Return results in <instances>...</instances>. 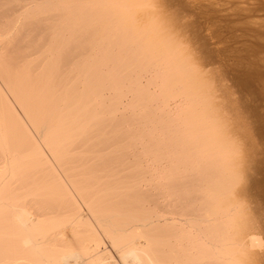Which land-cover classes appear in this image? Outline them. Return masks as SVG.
I'll return each mask as SVG.
<instances>
[{
    "label": "rangeland",
    "instance_id": "rangeland-1",
    "mask_svg": "<svg viewBox=\"0 0 264 264\" xmlns=\"http://www.w3.org/2000/svg\"><path fill=\"white\" fill-rule=\"evenodd\" d=\"M162 1L155 0L154 4L158 6ZM163 2L161 6L166 8L159 3L158 9L164 12L157 22L164 23L163 38L168 39L173 48L171 59L179 57L181 62H175L178 66L175 64L173 68L176 70L179 64L186 68L189 62L186 74L192 75L190 82L206 85L205 92L213 97L211 118L217 123L220 121L219 136L230 140V157L227 158L233 171L232 193L223 201L225 209L211 221H200L209 209L206 210L207 204L203 203L206 198L196 202L193 193L198 194L207 181H200L201 186L197 188L194 181L189 180L192 171L196 173L194 161L199 158L189 146L196 137L186 134L182 141L172 142L177 140L173 130L186 126L184 117L175 115L178 114L175 105L184 102L177 97L171 99L168 105L172 114L161 112L163 100L155 95L161 91V78L166 75L162 76L164 72L160 71H165L164 68H151L153 61L151 66L146 64L149 68L138 66L144 65L143 61L138 63L139 68L133 66V62L126 68L125 62L119 61L120 53L127 50H118L116 43H111L114 47L107 45L108 36L91 44L93 39L82 35L84 29H88L87 23L94 21L91 16L96 11L89 10L81 17H72L70 24L76 22L73 31L63 30L53 42L29 36L17 45L10 40L13 48L20 46L18 51L12 49L11 54L25 53L28 58H34L50 51L52 56L61 59L60 66L67 62L58 77L67 78L68 82L72 79L70 84L81 80L88 61L93 69L96 65L97 74L93 72L94 77L89 75L88 78L93 80V85H101L95 101L101 100L97 103H101L99 110L103 119L91 129L92 133L90 130L79 135L80 138L73 136L74 140L69 137V149L53 154L47 146L51 137L41 132L43 122L35 124L25 115L0 78V113L6 109L2 113L8 119L4 124L0 121V264L16 261L17 264H264V0ZM51 4L59 6L56 1ZM79 5L85 7L84 3H72L73 8L76 6L74 9H79ZM174 50L178 51L177 57ZM130 51L121 56L131 57ZM183 53L186 54L183 56ZM125 59L121 61L128 58ZM112 70L114 73L127 70L117 73V80L124 75L119 85L112 79L114 73L110 76L113 85L108 79ZM99 73L103 79L97 76ZM114 86L118 92L112 89ZM137 86L153 99L149 107L152 109L147 108L149 111L140 105V95L145 94L136 89ZM39 124L42 127L38 130ZM15 207L35 218L28 230H20L15 222ZM150 220L152 226H142ZM229 221L236 224L231 226ZM25 236L29 244L22 245ZM34 242L36 246L32 245Z\"/></svg>",
    "mask_w": 264,
    "mask_h": 264
},
{
    "label": "bare ground",
    "instance_id": "bare-ground-1",
    "mask_svg": "<svg viewBox=\"0 0 264 264\" xmlns=\"http://www.w3.org/2000/svg\"><path fill=\"white\" fill-rule=\"evenodd\" d=\"M55 1L57 2V4L59 6H55V5L52 6L53 4H51V3H55ZM154 1L155 0H151V1L150 0L149 1L148 0H0V78L2 77V80L4 81L5 87L8 90V91L7 90L6 91L11 93L12 98L14 99V101L17 102V104L25 112V115L32 122H35V124H38V122H43L44 128L43 129L41 128V132H42V134L46 135L47 137H51L47 143V146L53 152V154L58 153L60 151L62 152L63 149L67 148V145H69L71 142L69 140V137L72 138L73 136L84 135L87 132H89L91 129L94 130V126H96V124L98 122L101 123L100 120L103 119V118H101L102 114H103L101 112L102 110L101 111L99 110V105L101 103H97V101L100 99L95 101V99H97V97H98V94L96 92H98V87H100L101 85L99 86L98 83H97L98 85H96L95 83L93 85V83H91V82H93V80L92 79L90 80L88 78L89 75L94 77L93 72H94V74H97L98 68L96 67V65L94 66L95 68L93 69L92 66H89L90 64L88 61L87 62L88 64L86 63V65H85L86 72H84V73L82 72L81 80L79 81L78 79H76V80H78V82H76V84L75 83L70 84V82H71L70 80H72V79H69V82H68L67 78L61 79L58 77L59 74L62 73L61 71L63 69H65L64 66L67 62L65 63L64 60H66V59L63 60V62L65 64L63 63V66L62 65L60 66V63H62V62H60L61 59L59 60L58 58H56V56L55 57L52 56L51 55L52 53L50 54L49 53L50 51H47L46 49H45L47 51L46 53L44 51V54H42L43 52L39 51L40 54H42V56L37 55V57H34V58H28L27 57L28 54H26L27 55L26 56L25 53L24 54L21 53L22 54L21 55L19 53L17 54V53L12 52V54H11L10 51H12V49L17 50L18 47H20V46H18L16 48H13L14 47L12 44L13 41H16L15 44L17 45L18 43L22 42V40H25L28 36L30 37V39H32V38L37 39L38 38V39L47 40L46 41L47 43L53 42L54 41L53 39L58 40L59 35L60 34L62 35V33H64L63 30H68V29L72 30V28L76 26L75 21H73L72 24H70L72 17L73 18L74 17H81V14H85V13L89 12V10L90 11L92 10L91 12L96 11L95 13H97V14L92 13V16H91V18H94V21L92 20V23H90V24L87 23L88 27L85 26L88 29L87 30L84 29V31L82 30L83 32L79 30L80 32L84 33V34L81 33L83 35V37H84V35H86V38L90 37L91 40L93 39V41L90 40L91 44H93L94 42H96V40L99 43V39L100 40H101V38L103 39V36L104 37L108 36L107 37L109 39V40L107 39L108 44H107V42L105 44L111 46V43H116V45L112 44L111 47L116 46V48H117V46H119L118 50L119 49L121 51L127 50V51H123L124 54H126L130 49L132 51V52L130 51L131 57H128V56L125 57V55L123 54L124 59L128 58L130 60L129 63H127L128 59H127V61H121V60H124L122 58L123 55L121 56V53H123V52L120 53V51H119L120 57H121V60L119 62H122L121 64H123V62H125L124 65L126 68L129 67L130 65L132 66L133 64H134L133 66H135V65L137 66L139 62H140L139 64H141V61H143L142 64H144V65H138V66H140V67L143 66V68H146V67L151 66V65H152L151 68H153V66H154L155 70H157L158 67H161V69L164 68L165 71H163V69H162V71H160V73L164 72L163 74L162 73L161 74H162V76L164 74L166 76H164L165 78H163L161 76V74L159 73L160 77H162L161 78V85L159 84L161 86L160 87L161 91H160L159 95H155L158 98H161L160 100H163L162 106L160 109L163 114L169 115L171 112V109L168 105L169 100L175 99L177 97V98H181L180 99V100H182L181 102H184V104L180 103V104H177V105L174 104V105L176 107H178V109L176 110V111H178V114H175V115H179V117L183 116L184 117L183 119L186 122V126L183 129L179 128V130L178 129L173 130V133L175 132L174 138L176 137L177 140L176 139L172 140L173 137H171V140H172V142L174 141L175 143H176V141H182V139H184L186 137L185 136L186 134L187 135L188 134L193 135V137H196V139L192 138V140L189 143V146H191L192 149H194L195 152L194 151L192 152V153H194V155H196V154H197L196 156L199 155L198 156L199 158L196 161H194V162L198 163V164L194 163L198 168L195 167L196 173H193V171H192V173H191L192 179L190 178L189 180H193L194 183L196 184L197 188H198V186H201V184H199L200 181H202L203 179H205L207 181L206 184L204 183L205 185L202 186V190L199 192L197 191L198 194L193 193V198H194V194L196 195L195 199H194L195 201L197 200L196 202L201 201L200 198L201 199L204 197L206 198V202H203V203L207 204V206L209 208H207V206H206V210H208V209L209 210L206 212L207 216L204 215V217H203L200 215L201 216L200 221L201 222H208V221H211L215 217L216 214H218L220 211H223L225 209L226 206L224 205L223 201L228 196L229 193H232L231 192L232 185H231V179L230 178L232 176L231 172H233V171H231V168H230L231 167V165L229 164L230 159L228 161V158H227L229 156V153H230L229 147H228V144H229L228 142L230 140L227 141L224 137L221 138V136H219L220 121H219V123H217L214 119L211 118V116H213L212 110L214 108V107H212V103H211V101H213V97L210 98V96L205 92L206 85L204 84L205 87L203 85H193L192 81L190 82V77L192 75L187 76L188 73L186 74V72H187L186 70H188L187 67L190 66L189 62L187 63L188 66L186 68H184L183 65L180 66L181 64H179V67L177 68L178 64L175 62L181 63L178 59L179 57H177L178 51L175 52V50H174V52H173V54L174 53L176 54L177 59H175V58L173 59V57L171 59V56H172L171 54H172L173 48L171 46V42L168 41V39L163 38L164 33H166V32H164L165 31V28L163 27L164 23H163V25H161V23L157 22L158 16H160L164 12V10L158 9L160 2H158V6H157V3L154 4ZM75 2L82 3V4L84 3L85 7L81 8V6H83V5L80 4L81 5V6L79 5L80 7L77 6L79 9H74V8H76V6L73 8L72 3H75ZM161 3H160V6L162 5ZM162 8L164 9V8H166V6L162 7ZM170 15H173V14H170ZM166 18H168V17H166ZM159 19H161V16ZM162 21H163V19H162ZM173 21H174V19H173ZM160 22H161V20H160ZM81 23H82V21H81ZM87 24L85 23V25H87ZM171 24H170V26H171ZM168 28H169V26H168ZM58 29L59 30L61 29L60 33L58 32ZM166 30H167V27H166ZM75 32H76V30H75ZM170 32L168 31V33H170ZM71 33H73V32H71ZM81 34H80L79 38L82 37ZM66 35L70 36V34H66ZM23 36H25V37H23ZM177 36H178V34H177ZM170 37H171V35H170ZM23 38H25V39H23ZM81 39L83 40V38H81ZM10 40H12V42ZM48 40H49V42H48ZM88 40L89 39H85V41H88ZM40 43H43V42L41 41ZM56 43H53V44L55 45ZM51 46H52V43H51ZM51 46H50V48H51ZM74 46H75V44H74ZM47 47L49 48V46H47ZM83 47L84 46H82V48ZM174 47L176 49L175 45H174ZM8 48H9V50H8ZM107 48H106V50H107ZM26 49H28V48L26 47ZM40 49L38 48V50H40ZM71 49L72 48H70V50ZM177 49H178V47H177ZM72 50H74V49H72ZM81 50H83V49H81ZM180 50L182 51V49H180ZM181 51H179V55H180ZM34 53L36 54V51ZM67 53H69V52H67ZM109 54H111V53H109ZM175 54H174V56H175ZM185 54L183 53V56ZM30 55H29V57H31ZM32 55H34V54H32ZM106 57L108 59L110 58V57H108V55ZM133 58L135 60H132ZM181 60H184V59H181ZM185 60H187V59L185 58ZM135 61H137V63H134ZM144 61H146V63ZM151 61H153V63ZM93 62H95V61H93ZM131 62H133V64ZM95 63H97V62H95ZM126 63H127V65H126ZM147 63L149 64L148 66L146 65ZM150 63H152V64L150 65ZM175 64H177L176 70H174V68H173V66ZM182 64H184V63L182 62ZM185 64H186V61H185ZM156 65H157V67H156ZM79 67H81V66H79ZM89 67H90V69L92 68L90 72H89L90 69L89 70L87 69ZM143 68H142V70H143ZM133 69H135V67ZM178 69H180L181 71ZM184 70H185V72H184ZM79 71L80 70H78V72ZM126 71L127 70H125L123 72H126ZM178 71H180V72L178 73ZM182 71H183V73H182ZM110 72L111 71H109L108 73H110ZM118 72H115V73H114V71L111 72L112 74L108 75V79L111 82L112 80L110 79V76L112 77V75L114 73L115 75L113 76L112 79L114 80V78H115L116 83L118 82L117 84L119 85V82H121V79L122 80L124 79V77H123L124 75L121 76L122 78H119L117 80L116 77H118V74L121 73L122 71H120L119 73ZM123 72H122V74H123ZM189 73H190V70H189ZM195 74H196V72H195ZM97 76L98 77L101 76V78L103 79L102 74L100 75V73H99V75H97ZM97 76H95V77H97ZM150 77H151V75H150ZM105 78L107 79V77H105ZM162 79H163V82H162ZM115 81H114V84H116ZM72 82H73V80H72ZM96 82H98V79H96ZM101 83L102 82H100V84ZM111 83L113 85V81ZM78 86H79V88H75ZM115 86H114V88L112 87L113 90L114 89L116 90ZM160 88H159V90H160ZM136 89H139L138 86ZM139 91L141 92L142 90L139 89ZM139 91H138V93H139ZM116 92H118V91L116 90ZM142 93H144V91H142ZM147 93L145 92L144 93L145 95H143V94L140 95L141 99L138 98L140 96L135 95V96H137L138 100L139 99L141 100L140 105L142 108H144L145 111L148 109H152V107L151 108H149V107L152 104L151 102L153 99H151L150 95H148ZM0 100H2V98ZM177 101H175V102H177ZM2 103H1V105L5 106ZM3 106H1V107H3ZM5 110L6 109H4L2 111V109H1L2 112H4ZM8 111H9V109H8ZM151 112H153V111H151ZM215 112H217V111L215 110ZM1 113H0V121L2 120L1 122L3 123L4 121H6L8 119L6 117L7 115H5L4 113L1 114ZM6 113H8V112H6ZM100 113H102L101 117H100ZM154 113H156V111H154ZM171 114H172V112H171ZM175 117H177V116H175ZM179 119H181V118H179ZM31 121H30V123H31ZM178 125H180V124H178ZM40 126L41 125L39 124L38 125L39 128H37L38 130L40 129ZM95 128L97 131V128H99V126L95 127ZM1 129H2V127H1ZM93 130H91L90 133H92ZM1 132H3V131L1 130ZM80 137L81 136H79V138ZM76 139H77V137H76ZM72 140H74V139L72 138ZM83 142H84V140H83ZM85 142H87V141H85ZM185 142H189V141H185ZM186 144L188 146V143H186ZM177 145L179 146V143ZM171 146H170V149H171ZM180 148H181V146H180ZM67 149H69V148H67ZM188 150H189V148H188ZM63 151H65V150H63ZM190 152H191V150H190ZM190 156H191V154H190ZM206 156H211V158L210 157L207 158ZM62 157H59V158L61 159ZM239 158H241V157H239ZM57 159H58V157H57ZM67 159L70 160V158H67ZM184 159H185V157H184ZM242 160H243V163L245 164L244 159H242ZM245 161H247V160H245ZM69 162H67V163H69ZM71 162H73L72 159H71ZM185 162L186 161L184 160V163ZM238 162H240V161H238ZM62 163H63V160H62ZM194 164H193V166H194ZM178 165H179V163H178ZM235 168H236V166H235ZM235 168H233V169H235ZM240 170H243V169H240ZM240 170H238V171H240ZM238 174H237V176H238ZM234 176L236 177L235 174H234ZM187 177H188V175H187ZM236 179H237V177H236ZM236 181H239V180H236ZM243 183H245V182H243ZM245 184H242V185H245ZM134 186H135V184L133 185V187ZM193 186H194V184H193ZM233 186H235V185L233 184ZM243 187L245 188L246 186H243ZM240 188H241V185H240ZM233 190H235V189H233ZM238 190L239 189H237V191ZM112 192H114V191H112ZM121 193H123V192H121ZM92 194H94V193H92ZM115 195H117V194L115 193ZM136 195H137V193H136ZM205 198H204V201H205ZM132 200H130V201H132ZM135 201H136V199H135ZM190 201H192L191 198H190ZM227 201H229V199ZM189 204H191V203H189ZM192 204H194V202ZM195 204H197V203H195ZM140 209H141V207H140ZM138 210L139 209H137V211ZM15 212H16V215L14 214V216H15V220H17L15 222H17L18 225L20 226L19 229L20 230L21 229L28 230L29 226L32 224V222L34 221L35 218L30 217V215L27 216L26 211L23 210L22 208H18V207L16 208L15 207ZM130 218H131V216H130ZM215 218H217V217H215ZM197 219H198V217H197ZM215 220H217V219H215ZM234 222H235V220H234ZM152 223L153 222L150 220L148 223H144V224L142 223L143 224L142 226H144V225L145 226L146 225L152 226ZM232 223H230V221L228 222V224H231V226H234L233 224H236V223H233V224ZM137 224H135V225H137ZM16 232H18V231H16ZM21 243H22V245L23 244H25V245L29 244V238L27 236H25ZM32 245L36 246L35 242ZM131 247H133V245H131ZM135 248L136 247H134V249ZM16 262H15V264L18 263V262L17 263ZM6 263H8V262H6ZM87 264H91V263L88 262Z\"/></svg>",
    "mask_w": 264,
    "mask_h": 264
}]
</instances>
